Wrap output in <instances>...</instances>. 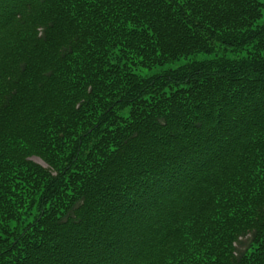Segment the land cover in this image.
Listing matches in <instances>:
<instances>
[{
  "label": "trees",
  "instance_id": "16d2710c",
  "mask_svg": "<svg viewBox=\"0 0 264 264\" xmlns=\"http://www.w3.org/2000/svg\"><path fill=\"white\" fill-rule=\"evenodd\" d=\"M263 14L0 0V264H264Z\"/></svg>",
  "mask_w": 264,
  "mask_h": 264
},
{
  "label": "rangeland",
  "instance_id": "374dc122",
  "mask_svg": "<svg viewBox=\"0 0 264 264\" xmlns=\"http://www.w3.org/2000/svg\"><path fill=\"white\" fill-rule=\"evenodd\" d=\"M262 1L264 3V0H262ZM257 23H264V14H263L262 18H260ZM185 61H186V59H182L181 61L175 62L173 64V66H177L181 62H185ZM165 66L166 65L157 66V67H154V68H144V70H142L141 73L143 75H152V74H155V73H160L166 68ZM32 159L35 160L36 162L41 163L43 166L48 167V164L46 162H44L40 157L34 156V157H32Z\"/></svg>",
  "mask_w": 264,
  "mask_h": 264
}]
</instances>
